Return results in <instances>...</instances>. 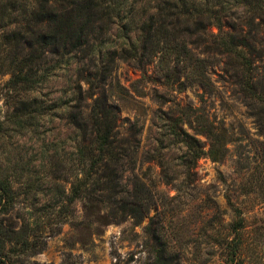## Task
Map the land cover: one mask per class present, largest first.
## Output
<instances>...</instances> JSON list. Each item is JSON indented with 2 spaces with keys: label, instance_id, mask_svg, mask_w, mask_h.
Wrapping results in <instances>:
<instances>
[{
  "label": "trees",
  "instance_id": "trees-1",
  "mask_svg": "<svg viewBox=\"0 0 264 264\" xmlns=\"http://www.w3.org/2000/svg\"><path fill=\"white\" fill-rule=\"evenodd\" d=\"M212 29L216 32L211 33ZM0 31L1 41L19 53L7 66L11 71L8 91L21 94L12 103L13 111L0 121V148L10 126L15 133L33 130L41 139L40 154L46 156L54 174L76 168L68 197L82 203L86 220L95 218L97 224L104 220L106 225L129 217L140 221L141 206L149 198L137 177L129 189L119 173L124 163L134 170L139 141L135 126L121 132L118 106L108 95L113 89L108 78L116 61L139 70L155 63L159 79L177 91L182 71L186 79L210 86L205 63L216 59L224 79H232L237 99L264 134V0H0ZM73 66L76 80L69 101L47 106L41 98L29 96L42 84L40 70L56 76ZM198 120L199 132L210 142L209 158L220 162L227 152L226 127L214 125L203 115ZM40 121L62 124L73 144L68 156L60 155L65 146L61 142H42ZM170 130L177 138V120ZM27 166L23 162L18 172L32 173ZM31 180L20 183L23 192L18 193L0 174V215L9 214L19 196L41 192L36 180ZM56 194L63 198V193ZM104 201L110 213L93 215L96 204ZM235 213L239 219L231 230L236 238L243 221ZM153 223L150 220L147 230L155 243L156 264H166L169 247ZM31 236L29 224L8 231L0 220V264H9L11 253L36 254Z\"/></svg>",
  "mask_w": 264,
  "mask_h": 264
},
{
  "label": "rangeland",
  "instance_id": "rangeland-1",
  "mask_svg": "<svg viewBox=\"0 0 264 264\" xmlns=\"http://www.w3.org/2000/svg\"><path fill=\"white\" fill-rule=\"evenodd\" d=\"M1 35L0 31L3 121L21 94L8 91L11 71L7 66L19 53L10 51ZM215 60L209 58L205 63L210 86L186 79L182 71L177 91L159 79L155 63L140 70L122 61L113 66L108 78L113 89L108 95L118 106L121 132L135 126L139 141L134 170L124 163V172H119L122 184L131 189L137 177L149 191L140 221L129 217L106 225L104 220L97 224L95 218L84 219L82 203L68 197L76 168L54 174L46 156L40 154L41 139L37 140L33 130L15 133L10 126L4 148H0V174L18 193L23 192L20 183L28 177L36 180L41 192L19 196L10 213L0 215L8 231L29 224L36 244V254L7 255L9 264H156L155 243L147 230L150 220L169 247L166 264H177V254L179 264H264V134L237 99L232 79H224L222 65ZM74 68L56 76L40 70L42 84L29 96L41 98L47 106L69 101L76 80ZM202 115L228 131L227 152L220 162L208 156L209 139L199 132ZM176 120L177 138L170 130ZM39 131L44 144L61 142L65 146L60 155L68 156L73 144L66 139L70 136L62 124L40 121ZM198 153L203 155L195 159ZM23 162L32 173L18 172ZM56 192L63 193V198ZM96 207L93 215L110 213L105 201ZM235 211L243 221L236 238L231 230L239 219ZM233 239L234 245L226 246Z\"/></svg>",
  "mask_w": 264,
  "mask_h": 264
}]
</instances>
